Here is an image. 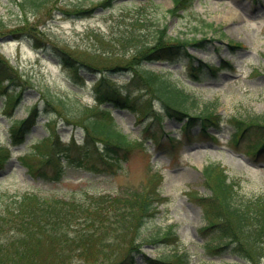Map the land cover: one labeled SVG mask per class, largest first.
Here are the masks:
<instances>
[{
  "label": "rangeland",
  "instance_id": "1",
  "mask_svg": "<svg viewBox=\"0 0 264 264\" xmlns=\"http://www.w3.org/2000/svg\"><path fill=\"white\" fill-rule=\"evenodd\" d=\"M39 3L38 7L26 9L25 5L23 9L19 0L14 3L0 0V57L18 72L17 80L22 86L31 85L12 109L4 103L15 87L8 85V91L0 92V145L8 146L11 152L10 159L0 169V195L30 191L42 196L68 197L65 194L80 189L116 195L143 189L149 175L156 171L160 176L152 183V188L157 187L163 199L157 202L155 214L142 227L139 240L173 225L178 235V242L173 246L191 252L190 264L199 261L244 263L227 250L216 254L205 250L204 253L202 243L212 238L214 230L208 228L203 231L204 235L200 233L207 221L197 198L208 192L201 171L209 163L224 168L241 196L264 195V153L248 152L249 137H253L249 129L238 141H231L229 137L233 130L240 131L244 127L243 118L264 114V0H192L187 11L180 10L174 15L168 13L172 0H113L105 8L100 6L99 0H40ZM137 7L141 8L139 14L165 25L167 34L173 38L191 41L204 37L212 41L206 43L204 49L189 46L187 50L194 65L204 63L220 68L215 74L207 71L194 81L188 74V57L182 54L169 61L150 62L145 68L168 76L191 93L199 103L191 108L192 114L196 115L205 105L222 117L218 129L211 127L199 132L194 125L189 135L183 133L182 124L165 115L157 102L146 103L147 96L129 87L127 71L114 73L110 83L122 92L121 97H128L133 103L130 107H114L111 102L106 105L111 109L117 128L130 139L139 138L142 145L137 144L120 166L109 169L104 175L69 166L63 159L64 153L57 151L54 144L53 149H45L44 143L40 144L37 148L40 154H52L57 167L60 165L56 159L64 163L63 178L47 180L34 170L53 177L51 166H44L46 163L40 157L21 159V156L50 134L58 146H69L71 157L86 156L87 160L96 161L102 155L93 143L83 139L80 128L67 124L60 115L43 111L40 95L47 91L76 97L82 104L96 103L91 83L96 76L80 71L84 79L76 81L69 67L60 63L57 48L66 49L83 61H88L91 55L109 63L115 58L125 60L130 53L125 54L118 46L120 38L116 36L127 34L130 19L139 15ZM149 26L148 22L139 29L144 35L149 34ZM140 39L149 41L144 37ZM227 42L237 47L231 49ZM37 101L40 112L35 123L27 128L30 133L21 144L11 145V118H25ZM49 117L55 118L54 122H48ZM166 134L173 140L169 141ZM45 143L48 145L47 141ZM23 162L31 165L34 175ZM212 210L210 208L209 212ZM170 247L165 243H145L142 253L135 257V264H144L142 254L154 257ZM67 260L71 262L65 264H91L76 251L68 255ZM254 262L264 264V248Z\"/></svg>",
  "mask_w": 264,
  "mask_h": 264
},
{
  "label": "trees",
  "instance_id": "2",
  "mask_svg": "<svg viewBox=\"0 0 264 264\" xmlns=\"http://www.w3.org/2000/svg\"><path fill=\"white\" fill-rule=\"evenodd\" d=\"M10 1L14 3V0ZM99 1L100 6L105 8L113 0ZM39 2L40 0H19V5L23 9L27 5L26 9H29L38 7ZM191 3L192 0H172V8L168 13L174 15L180 10L187 11ZM137 8L139 14L141 8ZM155 21L156 19L139 14L130 19L129 26L126 27L127 34L116 36L120 38L118 46L125 54L130 53L125 60L115 58V61L109 63L99 56L91 55L88 61H83L66 49L57 48L60 63L69 67L76 81L82 82L84 79L80 71L91 72L96 76L91 82L96 92V103L82 104L76 97L47 91L40 95L43 111L60 115L67 124L80 128L84 140L93 143L102 155L96 161H89L86 156L71 157L68 154L69 146H58L50 134L47 139L38 141L34 150L21 156V159L40 157L46 163L44 166L53 168V177L46 176L47 172L34 170L40 176L56 181L63 178V161L56 159L60 165L57 167L52 154H40L37 151L38 145L43 143L45 149H53L54 144L57 151L64 153L63 159L69 166L83 167L92 173L104 175L109 173V169L120 166L128 152L137 144L142 145L117 128L111 109L106 105V102H111L114 107H130L133 103L128 97H121L122 92L110 83L114 80L111 74L121 71H127L129 87H134L143 96H147L146 103L157 102L165 115L181 122L183 133L189 135V130L194 125L203 132L211 127L218 129L222 117L205 105L196 115L192 114L191 108L197 107L199 103L191 93L168 76L145 68L152 61H169L182 54L189 58L188 74L193 80H199L206 70L215 74L218 68L203 64L195 66L187 50L189 46L204 49L210 40L207 41L204 37L191 41L173 38L167 34L165 25H158ZM148 22L150 33L144 35L139 28L148 25ZM208 26L212 27L211 24ZM141 37L149 41H142ZM124 53L121 57L125 56ZM17 79L18 72L0 57V92L8 91V85L15 87L4 103L10 109L23 91L31 87L30 84L22 86ZM38 105V101L33 104L26 118H11V145L21 144L30 133L27 128L35 123L39 115ZM54 119L49 117L48 122H54ZM241 122L244 127L240 131L233 130L229 134L230 140L238 141L237 138L249 129L253 137H249L248 152L256 155L264 153V114L249 115ZM168 139L173 140L170 137ZM51 141L52 144L49 143ZM10 154L8 146L0 145V169L10 159ZM23 163L28 172L34 175L31 165ZM159 176L158 173H153L147 180V186L141 191H127L116 195L102 191L89 193L84 189L65 194L68 197L58 196L59 194L42 196L30 191L1 194L0 264H65L71 262L67 260V256L73 251L91 264H135V257L142 253L141 247L145 243L171 245L170 249L160 250L155 257L143 254L142 261L145 264H190L191 254L173 246L178 242L173 225L139 240L142 227L155 214L157 201L160 200L157 187L152 188V183ZM202 176L208 192L204 197H198L197 202L204 210L207 224L201 228L200 233L204 235L203 231L208 228L214 230L212 238L202 244L204 253L205 250L215 251L211 254L227 250L244 263L225 264H255L254 258L264 248V195L254 198L241 196L234 181L216 163L203 167ZM210 208H213L211 212ZM197 264L205 263L199 261Z\"/></svg>",
  "mask_w": 264,
  "mask_h": 264
}]
</instances>
